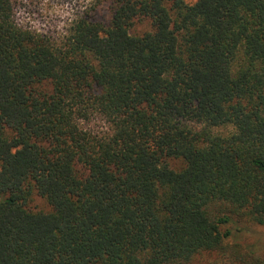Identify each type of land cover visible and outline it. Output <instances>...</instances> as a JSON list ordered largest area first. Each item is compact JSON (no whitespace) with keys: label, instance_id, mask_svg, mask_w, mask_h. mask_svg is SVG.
<instances>
[{"label":"trees","instance_id":"1","mask_svg":"<svg viewBox=\"0 0 264 264\" xmlns=\"http://www.w3.org/2000/svg\"><path fill=\"white\" fill-rule=\"evenodd\" d=\"M240 215L264 223V0H90L60 36L0 0V264H196Z\"/></svg>","mask_w":264,"mask_h":264},{"label":"rangeland","instance_id":"2","mask_svg":"<svg viewBox=\"0 0 264 264\" xmlns=\"http://www.w3.org/2000/svg\"><path fill=\"white\" fill-rule=\"evenodd\" d=\"M88 1L90 0H17V20L32 31L60 36ZM186 1L193 3L196 0ZM101 10L103 18L108 19L107 9L101 7ZM151 29L149 20L139 19L132 26L131 32L142 34ZM169 162L176 169L184 165L180 158H172ZM27 206L34 211L51 210L46 198L36 192L28 200ZM234 222L235 229L230 239L232 244L229 250L201 256L196 264H242L238 253H235L236 249L241 255L245 254L244 251L254 249L256 254L264 257V223L254 222L241 215L235 216Z\"/></svg>","mask_w":264,"mask_h":264}]
</instances>
